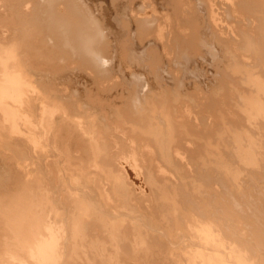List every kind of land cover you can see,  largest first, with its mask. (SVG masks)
Masks as SVG:
<instances>
[{"label":"bare ground","instance_id":"bare-ground-1","mask_svg":"<svg viewBox=\"0 0 264 264\" xmlns=\"http://www.w3.org/2000/svg\"><path fill=\"white\" fill-rule=\"evenodd\" d=\"M125 1L0 0V264H264V0Z\"/></svg>","mask_w":264,"mask_h":264},{"label":"rangeland","instance_id":"rangeland-1","mask_svg":"<svg viewBox=\"0 0 264 264\" xmlns=\"http://www.w3.org/2000/svg\"><path fill=\"white\" fill-rule=\"evenodd\" d=\"M139 1H140V2H139ZM122 2H123V1H122ZM122 2H119V3L117 4L116 7H114V8L112 7V8L110 9L111 11H107V15L109 14L108 16H109V18H111L110 20H112L113 23H116L118 19H119V20H122L121 17H122L123 14H124V10H122V9H124V7L121 8V7H122ZM124 2H126V1L124 0ZM139 3H141V0H138V1L135 3V7L137 8V6H138V7L141 9V4H139ZM118 5H119V6H118ZM151 5H152V7H151ZM151 5H150V6H144L145 8H144L143 10L138 9V10H140V11H137V10L135 9V11L137 12V14H136V12H135V14H136L137 16H139V17H140L141 14H142V17H144V16L151 15V12L153 11L152 9H154V12L158 9L155 13H158V11H161V12H166V11H167L168 14H169V12L171 13V12L173 11L171 14L168 15L169 18H170V16L174 15V17L172 16V19H173V20H174L176 17H177L176 19H179V16H177V15L175 16V14H174V10H175L174 6H173V8H172V6L167 5V6H165V7L163 8V7L157 6V4L154 3V2H153V4L151 3ZM153 5L157 6V8H156L155 6H153ZM169 6H170V8L168 9ZM166 7H167V10L165 9ZM119 8H120L121 10H120ZM114 9H115V10H114ZM172 9H173V10H172ZM116 10L118 11L117 13H116ZM119 10H120V11H119ZM144 10H145V11H144ZM146 10H147V11H146ZM148 10H150V12H149ZM164 10H165V11H164ZM168 10H169V11H168ZM112 11H114V12H112ZM121 11H122L123 13H122ZM108 12H109V13H108ZM111 12H112L113 14H112ZM140 12H141V13H140ZM147 12H148V13H147ZM118 13H119V14H118ZM120 13H121L122 15H121ZM146 13H147V14H146ZM143 14H144V15H143ZM145 14H146V15H145ZM152 14H153V12H152ZM114 15H115V16H114ZM185 15H186V14H185ZM185 15H184V16H181V18H182V17H185ZM118 16H119V17H118ZM116 17H118V18H116ZM112 18H113L114 20H113ZM126 18H127V17H126ZM185 18H186V17H185ZM185 18H183V19H185ZM176 19H175V20H176ZM115 20H116V21H115ZM119 20H118V22L115 24V26H117V27H116L117 30L119 29V27H120V29H121V26H120V25L118 26V24H119ZM120 29H119V30H120ZM125 34H126V36H127V32H126ZM233 41H234V40H233ZM233 41H229V42H226V43H228V45H230L229 43H231V42L233 43ZM238 41H239V39H238L236 42H238ZM232 43H231L230 47H227V44H225V43H223L222 45L219 46V48H220V50H221V51H220L221 54H222V53H225V54L222 55V58H223V59L221 58L222 60H221L220 58H218V59H220V60L222 61L223 68H224L226 71H227V69L230 67V65L232 66V64H230V63H233V62H231V60H232V61L234 60V57H232V56H234V54H233V53H234V50H232V49H235L236 47L238 48V45H239V42H238V44L235 43V41H234V44H232ZM235 44H236V45H235ZM224 45H225V47H224ZM232 45H233V46H232ZM221 47H222V48H221ZM226 48H227V49H226ZM230 48H231V49H230ZM237 48H236V49H237ZM223 49H224V50H223ZM228 49H229V50H228ZM227 50H228V51H227ZM230 50H231V54H232V55L230 54ZM222 51H224V52H222ZM226 51H227V52H226ZM228 52H229V53H228ZM232 52H233V53H232ZM226 54H227V55L230 54V56L228 55L229 58H228V57L226 58V56H227ZM224 55H225V57H223ZM220 56H221V55H220ZM224 58H225V59H224ZM208 59H209V58H208ZM227 59H228L229 61H227ZM230 59H231V60H230ZM198 60H199V59H198ZM202 60L205 61L203 58H200L199 61H200L201 63H203V64L209 65V62H208V61H205V62H206V63H205V62H203ZM148 61H150V60H148ZM225 61H226V63H225ZM228 62H230L229 65H227ZM224 63H225V64H224ZM126 64H127V62L124 61V65H121V66L119 67V68H120L119 71L122 72V74H125L126 67L128 68L127 70H130V69H131V71L133 70L135 73H137V75L139 74L140 77H141L143 80H144V77H145L146 75H148L147 73H150L149 71L146 72L147 70H149V69L147 68L148 66H147L146 64H145L146 66H143V67H141V68H140V67H139V68H138V67L136 68V66H135V65H132V64H131V66H130V65H126ZM128 66H129V67H128ZM179 66H181V68H184L182 65H179ZM131 67H132V68H131ZM206 67H207V66H206ZM208 67H209V66H208ZM142 68L144 69L143 71H142ZM226 68H227V69H226ZM230 68H231V69H230ZM230 68H229V69L232 70V71H230V70L228 69L229 71H227V72H228V73L230 72L229 74L232 75L231 73H234V70L232 69V67H230ZM136 69H137V70H136ZM145 69H146V71H145ZM204 69H205V70H204ZM204 69H201L203 73L207 71V72L204 73V74H203L201 71H200V72H196V71L194 72V74H196V75H195L196 78H197V76L199 77V75H200L199 79L201 78V81H200L198 78L196 79V78L192 75L193 77L190 78V79L193 81V83H192L191 80H190L191 83H190V82H189V83H190V86H191V87H186V88H188V89H192L193 87L195 88V86L198 84V86H199V87L201 86V88L203 87V89H204L203 91L206 92L205 95L203 94L204 92H199V93H202V96H201V97L203 98V96H206V94L208 95V96H206V97L203 98V101H206L208 104H209V103H212V102H213V103L216 102V103H214V104H213V103L211 104L212 106H216V105H217V102L219 103V102L222 101L220 98L223 99V97L227 94V92H226V94H225V92H223V91H224V90L227 91V90H226V89H227L226 87H228L231 83L228 82V81H225V80H221L222 78H219V77L221 76V74H222V73H221V70H220V72H219V70H217V72H216V71H214V72L211 71V74H210V71H209L208 68H204ZM224 69H223V70H224ZM140 72H141V73H140ZM197 73H198L199 75H198ZM201 73H202L203 75H202ZM215 73H216V74H215ZM218 73L220 74L219 76H217ZM78 74H79V73H78ZM126 74H127V71H126ZM205 74H206V75H205ZM213 74H214L216 77H215ZM127 75H128V74H127ZM131 75H133V74H130L129 76L131 77ZM204 76H205L206 79L204 78ZM213 76H214V77H213ZM202 77H203V78H202ZM215 78H219V80H218V79H215ZM82 79H83V78H78V81L80 80L79 82H82ZM193 79H194V80H193ZM195 79H196V80H195ZM202 79H203V80H202ZM208 79H209V80H208ZM213 79H214V80H213ZM167 80H168V79H164V82H170V84L172 83V84H171L172 86H175V85H176L174 82H171V81H169V80L167 81ZM206 80H207V81H206ZM220 80H221V81H220ZM60 81H61V80H60ZM60 81H59V82H60ZM83 81H84V80H83ZM195 81H197V82H195ZM218 81L221 82V85L218 84V83H220V82H218ZM61 82H63V80H62ZM210 82H211V83H210ZM222 82H223V83H222ZM225 82H226V84L228 83L229 85L227 84L228 86L226 85V87H222V86H225ZM135 83H136V82H134L133 84L136 85ZM189 83L187 82L188 85H189ZM194 83H195V85H192V84H194ZM200 83H201V85H200ZM216 83H217V84H216ZM174 84H175V85H174ZM172 86H171V87H172ZM213 86H214V87H213ZM169 87H170V85H169ZM196 87H197V86H196ZM211 87H212V88H211ZM174 88H175V87H174ZM209 88L212 90V92L210 91ZM217 88H218L220 91H217V93H216V91L214 92V90H216ZM223 88H224V89H223ZM218 89H217V90H218ZM222 89H223V91H221ZM175 90H176V91H175L174 94L177 95V96L175 95V98H177V97L179 96V91H178L177 89H175ZM229 90H231V86L228 87V92H230ZM209 91H210V92H209ZM220 92H223L224 94H223V93H220ZM116 93H117V92H116ZM116 93H112L113 95L110 94V96H109V95H105V99H107V101H103L102 104H100V103H97V104H96V103H95V104H96V105H95V106H96V107H95L96 110L93 109L94 112H93V111H92V112L95 113V111H99L98 108L101 106V107L99 108L100 111H101V108H102V110H104V108H105L106 112H107L108 114H110V113H111L110 111L112 110V108H114L115 105H117V104L119 105L121 102H123V101H122V98H120V95H119V94L116 95ZM210 93H212L213 96H212V95L210 96ZM213 93H215V96H214ZM218 93H219V94H222V95L219 97V96H218V95H219ZM114 94H115V95H114ZM217 94H218V95H217ZM125 95H126V92H125ZM223 95H224V96H223ZM107 96H108V97H107ZM115 96H116V97H115ZM118 96H119V97H118ZM209 96H210L211 98H208ZM216 96H217V97H216ZM109 97H110V98H109ZM113 97H114V98H113ZM117 97H118V98H117ZM124 97H125V96H124ZM124 97H123V100H124ZM115 98H116V100H115ZM105 99H104V100H105ZM108 99H109L110 101L112 100L111 103H109V100H108ZM119 99H120L121 101H119ZM205 99H207V100H205ZM208 99H209V100L211 99V100L209 101ZM214 99H215V101H212V100H214ZM217 99L220 100V101H218ZM113 100H114V101H113ZM216 100H217V101H216ZM116 101H117V102H116ZM208 101H209V102H208ZM104 102H108V103L111 104V105H109L108 103L106 104V103H104ZM118 102H120V103H118ZM124 102H125V100H124ZM124 102H123V103H124ZM114 103H115V104H114ZM125 103H126V102H125ZM125 103H124V105H125ZM98 104H100V105L98 106ZM103 104H104V105H103ZM102 105H103V106H102ZM106 105H108V106H110V107L113 106V107L109 109L108 106H106ZM122 105H123V104H122ZM103 107H104V108H103ZM206 107H207V108H210L209 110H211V106H210V104H209V106L206 105ZM106 108H107V109H106ZM116 109H117V108H116ZM197 109H198V108H197ZM105 110H104V111H105ZM209 110H208V111H209ZM104 111H101V112L103 113ZM197 111H198V110H197ZM106 112H104V114H107ZM109 112H110V113H109ZM200 112H201V111H200ZM96 113H97V112H96ZM108 114H107V115H108ZM157 115H159V114H157ZM159 116H161V115H159ZM159 116L157 117V116L155 115V117H157L156 120H160V117H159ZM162 116H163V115H162ZM0 179H1V181H2L3 178H0ZM138 183H140V181H139V182L137 181V184H136V183H135V184L138 185ZM2 186L4 187V189L1 190V187H0V190H1V191H3V190L5 191V190L7 189V188H6V187H7L6 184L4 185V183H3ZM138 186H139V185H138ZM3 187H2V188H3Z\"/></svg>","mask_w":264,"mask_h":264}]
</instances>
